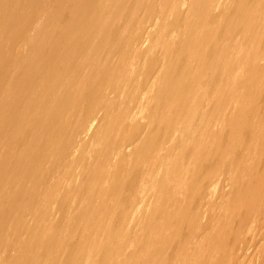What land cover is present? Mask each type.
Segmentation results:
<instances>
[{
    "label": "bare ground",
    "instance_id": "1",
    "mask_svg": "<svg viewBox=\"0 0 264 264\" xmlns=\"http://www.w3.org/2000/svg\"><path fill=\"white\" fill-rule=\"evenodd\" d=\"M0 264H264V0H0Z\"/></svg>",
    "mask_w": 264,
    "mask_h": 264
}]
</instances>
